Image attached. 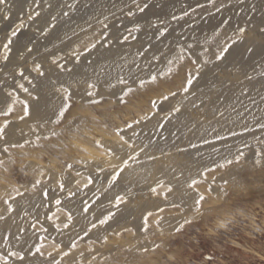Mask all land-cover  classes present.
I'll list each match as a JSON object with an SVG mask.
<instances>
[{"label":"rangeland","instance_id":"1","mask_svg":"<svg viewBox=\"0 0 264 264\" xmlns=\"http://www.w3.org/2000/svg\"><path fill=\"white\" fill-rule=\"evenodd\" d=\"M145 3L149 7L141 13L137 5L142 7ZM6 4V8L0 6L9 14V19L4 20V11H0V48L29 11L41 12L40 27L53 16L57 19L51 21L55 28L49 29L46 37L40 35L37 24L26 28L19 41L12 45L7 61L0 52V128H5V135L0 139V161H4L0 165V215L4 217L0 219V264H5L4 258L7 264H20L15 256L8 255L10 252L25 255V264H42L51 257L47 252L44 256L27 255L29 247L35 253L33 245L43 243L51 250L50 245L60 241L70 252L68 257L56 256L61 264H264L261 196L264 193V129L259 127L262 123L250 125L229 141L207 144L196 141L198 130L213 124L216 116H220L226 97H232L235 88L243 89L240 95L251 100V93L247 94L250 92L248 85L264 79L261 75L264 50L257 47L254 54L245 50L253 41L257 45L260 43L258 33L264 29V0H39L38 8L33 0H6ZM64 12L68 15H63ZM129 12L133 15H128ZM185 12L188 15H184ZM147 14L149 21L142 25L143 16L148 17ZM174 16L177 19H173ZM104 23L109 25L110 38L128 35V40L114 41L108 47L98 45L83 52L84 46L90 47L105 31ZM210 23L213 30L207 31L198 44L186 35L188 30ZM137 24L138 31L135 30ZM67 28L70 31L66 33ZM240 28L247 30L244 41L231 49L226 61H216L213 54L224 43L237 40ZM164 29L167 30L160 36L159 31ZM171 38L176 43L170 57L154 52L158 42ZM25 43L33 48L31 54L24 51ZM119 49L131 51L129 57L122 58V67L127 70L118 73L119 77L112 76L107 85L90 77L82 83L81 89L75 82L60 84L52 79L48 91L59 101L57 111L44 122L32 121L31 112L20 119L25 102L30 110L29 103L40 100L36 94L37 80L47 78L50 73L69 75L80 64L91 65L102 53ZM72 51L83 53L79 62L69 58ZM142 52L145 54L140 55ZM53 59L71 71L58 69L52 64ZM37 63L42 66L44 76L33 70ZM21 70L24 77L19 74ZM245 73L252 79H245ZM188 74L195 79L189 92L184 93L180 89ZM152 75L158 76L155 83L150 79ZM121 79L126 84L119 83ZM129 88L132 89L130 94ZM169 90L176 91L177 95L164 100L161 93L166 95ZM257 91L264 95V89ZM89 92L94 95L89 96ZM64 96H70L72 107L57 125L54 121ZM122 99L126 103L121 102ZM93 100L97 103H92ZM175 108L180 111L175 112ZM137 119L140 123H134L133 129L125 127V122ZM116 127L124 128L126 139L130 137L135 148L132 152L125 147L117 155L124 159L128 154L139 155L135 160H128V167L112 183L109 175L112 169L102 165L106 170L100 172L95 164L99 159L111 160V163L118 161L104 155V149L95 147L94 141L115 147ZM53 131L58 135L53 136ZM133 131L137 135L133 136ZM12 133L13 141L9 138ZM238 151L245 154L240 163L218 167L225 164L226 159H234ZM147 152L157 159L146 157ZM187 156L194 167L190 183L196 180L197 185L189 188L190 183L185 184L187 196L182 201L172 200L177 187L161 174H152L147 182H135L143 172L141 166L153 164L156 169L170 159L180 161ZM67 164L73 167L68 169ZM128 169L134 170L135 176L127 177ZM156 176L157 180H153ZM89 178L93 183L85 187ZM236 181L248 186L242 204H238L235 196L222 194V189L231 192ZM151 188H156V192L150 191ZM198 193L206 197L201 209L205 219L200 228L205 232L216 231L219 239L192 247L175 229L185 218L195 219L199 215L194 211ZM117 195L124 198L118 207L115 206ZM85 202L90 207L87 214L81 211ZM9 205L11 211L6 210ZM108 211L114 212L115 217L85 236L89 222H95L96 217ZM149 212L152 213L150 217ZM70 213L71 222L67 220ZM65 223H69L67 229ZM218 224L224 227L217 230ZM125 227L130 231H124ZM105 236L108 237L106 243ZM72 240L76 247L69 249L66 246ZM145 248L149 251L145 252Z\"/></svg>","mask_w":264,"mask_h":264},{"label":"snow or ice","instance_id":"2","mask_svg":"<svg viewBox=\"0 0 264 264\" xmlns=\"http://www.w3.org/2000/svg\"><path fill=\"white\" fill-rule=\"evenodd\" d=\"M33 3L36 5V7H39V0H33ZM0 6H5V8L7 7L6 4V0H0ZM138 10L143 13L148 7L149 5L147 3H145L142 7L137 5ZM0 11H4V15H3V19L4 20H8L9 19V14L7 11H5L3 8H0ZM217 11H219V9H217ZM63 15L67 16L68 13L64 12ZM128 15H133L132 12H129ZM184 15H188L187 12L184 13ZM41 17V12L37 11L35 9L29 11L26 14V18H22L19 22V24L10 31V33L7 35L6 37V42L3 43L2 48H0V52L3 53V59L5 61H7L9 59V54L12 51V45L16 42L19 41V37L22 34V32L28 28L31 27L32 24H37V30L39 31L41 36H47L49 34V29L55 28V24L52 23L51 21H55L57 18L55 16H53L51 18V21H45L44 22V26L40 27L39 26V18ZM173 19H177V17H173ZM224 23H227V21H225ZM109 25L104 23L103 24V29H105V31H102L99 38L96 40L95 43H91L90 47H88L87 45L84 46L83 48V52H89L91 51V49H95L98 45L100 47H108L110 46L111 43L115 42H119V43H123L125 41L128 40V35L125 36H116V37H111L109 35V32L107 31ZM139 24L136 25V29L135 30H139ZM167 29L161 30L159 31V35L163 36L164 32ZM246 33L247 30L244 28H240L237 31V36L238 39L237 40H232L231 43H224L220 48L218 52H215L213 55L215 57V60L218 62H224L227 60L228 56L230 55L231 49L238 43V42H242L244 41V39L246 38ZM129 35H131V31H129ZM258 35L261 36V40L260 43L257 45L254 41L251 45L246 47V52L254 54L255 49L257 47H259L260 49L264 50V29H261L258 33ZM135 38V37H133ZM23 49L25 52L31 54L33 52V48L30 46V44H23ZM147 51V50H145ZM82 52H77V51H72L69 54V58L74 59L76 62H79L80 56L82 55ZM145 53L142 52L140 53V55H144ZM155 59V57H153ZM63 59V58H62ZM180 59L182 60L183 57L181 56ZM172 61H169V64H171ZM195 63V62H193ZM205 63H207V61H205ZM52 64L57 67L60 70H68L71 71V69H66L65 68V64L62 63H58L57 60L53 59L52 60ZM41 65L40 64H34V68L33 70L36 71L40 76H44L45 73L44 71L41 70ZM168 72L171 73L172 69L169 68ZM20 76L24 77V72L23 70L20 71ZM162 75V74H160ZM199 75V70H197V76ZM245 75V79L247 80H251L252 77L247 75V73L244 74ZM262 76H264V72L261 73ZM151 81L153 83L156 82V80L158 79L157 75H152L150 77ZM195 77H193L191 74H188L185 76L184 81L182 82L181 85V91H183L184 93H188L191 86L193 85V81H194ZM29 83H31V81H29ZM119 83L121 84H126V81H124L123 79L119 80ZM141 85H143V81H141ZM20 87L23 88V85H21ZM90 88L95 87L94 85H89ZM23 90L25 92H28L27 88H23ZM65 92H67V89L64 90ZM132 92V89L129 88L128 89V94H130ZM89 96H93L94 94L92 92L88 93ZM162 97L164 100H168L169 96L175 97L177 95L176 91H168V94H163L161 93ZM70 101V96H64L62 98V106L60 107L59 111L56 113V120L54 121L57 125H59L64 119H65V114L71 109L72 105L71 103H69ZM121 102H125L123 99ZM92 103H97L96 101H92ZM152 104H155V101H152ZM175 112H179L180 109L179 108H175L174 109ZM30 115V110H29V105L25 102L24 107H23V115L20 117V119H24V117H27ZM220 116H223V113H219ZM139 124L140 120H134L133 122H125V127L127 129H133V124ZM163 125H161L162 127ZM6 127V126H5ZM259 127L264 129V124H259ZM5 135V128H0V139H3ZM53 136H57L58 134L53 131L52 132ZM62 135V133L60 134ZM115 135L118 137V139L114 142L115 143V147L113 146H105L104 144H102L100 141H94V145L97 148H103L104 149V155H106L109 158H114L116 161H118V163H111V160H104V159H99L96 161V168L98 171L100 172H104L106 170V168L102 165H106L107 167H110L112 169V172L109 173L110 178L112 183H115L122 175V173L125 171V169L128 167V160H135L137 158V156L139 155V153H135V154H128L127 155V159H124L123 157L117 155V152H123L125 147H127L128 149L132 150V152H135V148H134V144L130 143V137L128 139H126L125 134H124V128H120V127H116L115 129ZM133 136L137 135L134 131L132 133ZM218 139L221 137H217ZM45 140L48 139V137L46 136L44 138ZM204 143H209L208 140H204ZM17 145H13V147H16ZM146 147V146H145ZM192 147H195V145H192ZM5 152H7V148L4 149ZM144 149L141 148L140 152H143ZM180 151H184L183 149H181ZM244 152L242 151H238L236 156L234 157V159H226L225 164H220L218 165V167L223 168L225 167V165H232L234 162L235 163H240L241 159L244 158ZM149 159L151 160H156L157 158L155 156H149ZM14 162V161H13ZM4 163V161H0V165H2ZM256 163H260L259 160L256 161ZM123 165V166H121ZM73 167L72 164H67V168L71 169ZM77 175H79V172H77ZM36 183H39V181H37ZM93 183L92 179L89 178V180L87 181V183L84 185L85 187L88 186V184ZM228 181H225V184H227ZM197 185V181L196 180H192L191 183L188 185L189 188H193ZM111 186V185H110ZM60 188L63 189L64 185L61 184ZM213 189H208V191H212ZM150 191L152 192H156V188H151ZM169 192L172 191L171 188L168 189ZM248 192V186L247 184H245L243 181H236V183L233 185L232 191L229 192L227 189H222V194L224 197H232L235 196L237 198L238 204H242L244 202V196L245 193ZM44 195L46 196L47 193H44ZM70 195H75V193H70ZM262 196V203H264V193H261ZM115 201H116V205L115 206H119L120 204H122L124 202V198L117 195L115 197ZM206 202V197L203 194H197V198H195L194 200V211L199 214L195 219H187L185 218L183 223L179 225L178 228L175 229V232L181 236L186 237L187 242L192 246V247H196L199 244H207V243H214L216 240L219 239V236L217 235L216 231H207L205 232L203 229L200 228V224L204 221L205 217L204 214L202 213L201 209H202V204ZM57 204L60 203L59 200L56 201ZM8 211H11V205L8 206V208L6 209ZM83 214H87L90 211V207L88 206L87 202H85L82 206L81 209ZM163 211V210H161ZM152 215L151 212L148 213V217H150ZM241 215H243V213H241ZM102 217V218H101ZM115 217V213L112 211H108L107 214L105 215L104 213L100 214V217H96L95 222H89L90 223V227L85 231V236L88 235L89 232H91L93 229H96L98 227V225L103 226L105 224H108L110 220H112ZM4 217L2 215H0V219H3ZM145 222H147V217L144 218ZM67 220L69 222L72 221V215L71 213L68 215ZM157 226H160V222L157 221ZM33 227H35V225H33ZM69 227V223H65L64 224V228L67 229ZM224 225L223 224H218L217 225V230L220 228H223ZM44 232H47L48 229H42ZM57 231H60L59 228L56 229ZM124 231H130L129 228L125 227ZM117 235H119L120 233H116ZM220 235H223V233H220ZM39 239V238H37ZM44 239H47V237H44ZM104 242L106 243L108 241V237L105 236L103 238ZM25 243H27V241H25ZM63 245V241L60 242H54L53 244L50 245V249L48 250L45 248V245L43 243H40L38 245H33L35 247V253L32 252L31 247H29L27 255H36L39 254L40 256H44L45 252H47V256L51 257L50 260H46L44 262H42V264H61V260L56 259V256H62V257H68L70 252L68 250H65ZM69 249L75 248L76 247V242L75 240L70 241L69 245L66 246ZM159 247V245L157 246ZM145 252L149 251L148 248L144 249ZM55 253V255H54ZM8 255L11 256H15L17 258V260L20 262V264H25V255H21L20 253L17 252H10ZM5 259V264H7V259Z\"/></svg>","mask_w":264,"mask_h":264},{"label":"bare ground","instance_id":"3","mask_svg":"<svg viewBox=\"0 0 264 264\" xmlns=\"http://www.w3.org/2000/svg\"><path fill=\"white\" fill-rule=\"evenodd\" d=\"M156 2L158 5L159 4L158 1H156ZM153 6H155V5H153ZM174 7H176V6H174ZM174 7H172V8H174ZM155 9H156V7H155ZM165 9L168 10L167 7ZM157 12H159V11H157ZM147 16H148V14H147ZM143 17H144V19L141 21L142 25L145 24L147 21H149L148 19L150 16H148V17L143 16ZM212 26H213V24L210 23L206 27H199V28L188 30L187 32L186 31L185 32L187 33L186 35L188 36V38L193 39V41L196 44H198L200 41H202L204 39L203 36L207 33V31L209 32L212 29ZM183 29H184V26H183ZM179 30L181 31V29H179ZM64 31L67 33L70 31V28H67ZM171 34H172V32H171ZM218 38L219 37H217V39ZM175 43L176 42L173 38L168 39V40L165 39L164 41L158 42L155 45L154 52L163 53L165 56L170 57L173 53V46ZM191 43H193V42H191ZM214 45L212 44V46H214ZM262 54L263 53H260L259 55H262ZM130 55H131V51L127 50V49H119L116 51L115 50L114 51H106V52L102 53L98 58L96 57L97 59L91 65L80 64L78 67L74 68L73 72L69 75H56V74L50 73L47 75L48 76L47 78H42V79L37 80L36 94L38 95L40 100L36 101V102H30L29 103L30 104V112H31V120L32 121H38V122H44L50 117V115L55 113L57 111V109L59 108V101L56 99V97L53 94H51L50 91H48V87H49L50 81L52 79L57 80L60 84H65V83L71 82V81L75 82L80 89H81V87H83L82 83H84V81H86L90 77H96L102 84L107 85L110 81V78H112V76H115L116 74L118 75V73H120V72L123 73V71L125 72L127 70L126 68H125L126 69L125 70L122 67L123 63H121V61H122L123 57H129ZM118 58H119V60H118ZM162 63H164V62H162ZM118 77H119V75H118ZM260 78L262 79V77H260ZM246 84H244V85H246ZM45 89H47V90L45 91ZM247 89L250 90V92L248 91L247 94L251 93V96H252L251 100L247 99L248 96L243 97L240 95V93L242 92L243 89L241 90V89L235 88V91L233 93H231V94H233L232 97H229V98H227L225 96L226 93H224V96L226 97L227 100L225 99L226 102L224 104L222 102L223 105L221 107L220 113H223V116H219V117L216 116V120L210 126L202 127V128L199 127L200 129L196 133V141H204L205 139L208 140L209 142L223 141V140L229 141V139H233L236 134L244 131L250 125H254L257 122H261L262 124H264V95L259 94L260 92L257 91L259 89H264V79L256 81L253 84L248 85ZM244 90H245V88H244ZM256 91L258 92V95L256 94ZM228 93H230V92L228 91ZM247 94H245V95H247ZM251 96H249V97H251ZM219 106H221V105H219ZM211 114L212 113H210L209 115L211 116ZM212 116H213V114H212ZM196 128H198V127H196ZM218 136L221 138L218 139L217 138ZM192 137H194V136H192ZM9 138L12 139V141L15 139L13 136V133L10 134ZM199 143H201V142H199ZM210 145H209V147H210ZM145 156L146 157L148 156V152L145 154ZM167 160H168V158H167ZM193 162L195 163V161H193ZM152 165L146 164V165L141 166L143 172L139 175L140 177L135 182H140V183L141 182L142 183L147 182V180L150 178V176L152 174H155V175L161 174L164 177L169 178L170 179L169 181H171V183H173V185L175 184L177 187V188H175V190L177 189L176 192H174L176 194H174L171 197L172 200H174V201L176 200V202L178 203V202L182 201L183 199H185L187 194H186L184 187H185L186 183H188V182L190 183V180L193 177V172H194V167H193V163H192L191 158L189 156H187L186 158H184L180 161L170 159L167 163L160 165V167H157L156 169L154 168L156 166L154 165V167H153ZM196 171H197V169H196ZM134 173H135L134 170L128 169L126 175H127V177H133V176H135ZM157 178L158 177L156 176V179L154 177L153 180H157ZM159 178H162V177H159ZM153 180H151V181H153ZM0 231H2V229Z\"/></svg>","mask_w":264,"mask_h":264}]
</instances>
